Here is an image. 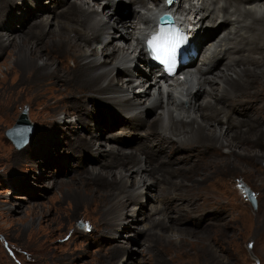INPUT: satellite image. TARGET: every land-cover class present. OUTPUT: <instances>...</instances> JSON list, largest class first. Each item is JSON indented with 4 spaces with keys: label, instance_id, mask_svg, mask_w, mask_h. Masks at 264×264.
<instances>
[{
    "label": "bare ground",
    "instance_id": "1",
    "mask_svg": "<svg viewBox=\"0 0 264 264\" xmlns=\"http://www.w3.org/2000/svg\"><path fill=\"white\" fill-rule=\"evenodd\" d=\"M28 1L0 0V17L4 8L7 13L11 9L5 20L0 19V54L6 53V71L17 66L22 80L27 76L19 95L30 104V116L39 127L45 131L62 127L78 148L94 150L97 140L82 129L99 114L94 115V106L103 103L102 107L126 116L125 123L140 120L149 128L135 152L127 154L119 144L108 147L109 157H125L123 167L94 171L95 180L107 177L112 192L95 203L104 208L105 217L92 228L115 239L123 236V229L131 230L126 245H115L114 257L148 254L150 263L151 254L157 252L160 258L155 264H189L186 243L196 237L205 242V264H228L234 238L229 227L241 235L250 231V222L264 229V210L243 212L241 202L230 195L228 176L241 166L235 160L225 161L228 156L250 163L264 159V0H173L167 7L163 0H38L20 14L24 22L30 20L26 30L5 31L15 18L14 7L23 11ZM128 1L134 9L123 19L116 9L126 13L119 5ZM58 2L69 4L56 11L51 3ZM157 8L177 17L185 11L198 25L190 66L181 71L185 78L176 82L163 83L141 40ZM51 34L56 37L47 40ZM199 50L202 55L196 62ZM140 62L147 63L146 73L139 72ZM136 69L144 79L137 81ZM151 106L160 108L159 114L147 120L143 115ZM25 109L28 114L29 108ZM60 113L66 116L59 117ZM72 114L77 116L75 123L66 119ZM200 153L212 160L225 157L227 165L220 176L212 171L198 175L202 168L195 166L194 156ZM155 154L158 160L150 165ZM99 160V166H110L106 158ZM180 160L191 164L178 182L159 173L164 167L161 161L174 164ZM162 181L180 192L163 186ZM161 189L165 195L160 196ZM10 209H0V214ZM205 211L222 218L209 222L213 224L210 232L209 223L200 218ZM228 211L233 212L237 227L228 220ZM52 234L50 230L38 235L34 247L39 250ZM142 235L147 244L140 247ZM254 246L264 257V236L257 237ZM234 252L243 254L238 248ZM126 258L113 264H127Z\"/></svg>",
    "mask_w": 264,
    "mask_h": 264
},
{
    "label": "rangeland",
    "instance_id": "2",
    "mask_svg": "<svg viewBox=\"0 0 264 264\" xmlns=\"http://www.w3.org/2000/svg\"><path fill=\"white\" fill-rule=\"evenodd\" d=\"M36 1L38 0L23 4L25 8L23 11L14 7L13 17L15 18L8 23L5 22L7 23L5 31L17 33L26 30L30 20L24 22L20 19V14L28 8L32 9ZM68 4L51 3V8L57 11ZM120 6L122 10H126V13L121 14L116 9L118 15L123 19L128 18L134 9L133 4L128 1ZM8 11L10 13L11 9ZM3 12L0 19L5 20L4 15L8 14L7 9L4 8ZM55 37L51 34L47 40ZM5 55L6 53L0 54V209L10 207L12 210L0 214V264H113L119 259L126 258L127 255L124 253L120 254L118 259L115 258L114 250L117 244L126 245L128 242L126 235L131 232L130 229H123V236L115 239L109 233L99 234L92 228V225H100L105 217L104 208L96 207L95 203L112 192V188L105 182L106 176L103 180H95L93 175L94 171L101 169L116 171L123 167L125 157L122 155L109 157L106 154L108 147L119 144L127 154L135 152L149 131L148 126L142 125L140 120L132 124L125 123L124 120H128L126 116L110 107H102L103 103H101L99 108L94 106V115L99 114L95 119H89L88 130L82 129L83 134L93 136V139L97 140L95 149L78 148L74 139L70 138L64 128L45 131L39 127L35 118H31L30 104L23 101L19 95L20 89L27 82V76L22 80V71L17 66H12L11 70L6 71V66L3 64ZM201 55L199 50L196 62L200 60ZM71 63L72 61L69 62ZM140 65L139 72L144 73V68H148L141 62ZM153 71L155 72L156 69ZM133 72L139 76L137 81L144 79L138 73V69ZM239 97L242 98V96ZM27 107L29 111L27 114L26 110L25 115L34 130L29 142L21 148L14 145L5 131L15 123L22 110ZM159 110L160 108L151 106L145 110L143 118L153 120L159 114ZM60 114L59 117L66 116L65 113ZM33 117H35L34 114ZM76 118L75 114L66 117L74 123ZM221 122L219 120V123ZM102 158H106L110 166H99V159ZM224 158L221 156L218 160L216 158L212 160L213 158H208V155L203 153L194 156L195 166L202 168L198 175L201 177L205 172L212 171L216 176H220V171L227 165L222 160ZM228 159L235 160L241 166L239 171H232L228 176L230 195L241 202L243 212L262 213L264 210V159L252 160L251 163L241 158H229V156L225 161ZM157 160L158 154H155L149 164L153 165ZM26 163L29 164L26 165ZM160 163L164 167L159 173L167 178L172 177L178 182L183 173L189 170L191 161L180 160L174 164L161 161ZM253 167H258L263 172L255 171ZM242 182L251 187L257 197V204L250 200L242 187ZM162 184L176 193L180 192L178 188L170 186L166 181H162ZM158 192L160 196L166 194L163 189ZM146 213H151L150 207L146 208ZM232 213L228 211L226 215L227 218L229 217L228 220H231L230 223L235 221ZM200 218L207 223L212 219L222 220L214 216L211 211L203 212ZM190 223L186 221V225ZM234 223L237 227L238 222ZM212 226L211 223L207 225L208 232L211 231ZM261 226L250 222L247 226L250 231L246 235L236 232L232 226L229 227V232L234 238L230 243L232 249L228 256V264H264V257L260 256L254 246L257 237L264 236V229ZM50 230L53 231V237L51 236L53 239L50 238L49 241L41 244L37 250L34 247L37 236L44 235ZM191 238V241L186 243L188 257L191 259L189 264H196L193 263L195 260H198L199 264H205V242L201 238ZM140 239L142 241L140 247L147 244L144 235L140 236ZM131 245L135 247L134 243ZM234 248L242 249L243 254L235 253ZM155 254L157 255V252L151 254L150 263L152 264L160 258ZM145 257L133 253L126 258V262L127 264H147L149 255L146 254Z\"/></svg>",
    "mask_w": 264,
    "mask_h": 264
},
{
    "label": "snow or ice",
    "instance_id": "3",
    "mask_svg": "<svg viewBox=\"0 0 264 264\" xmlns=\"http://www.w3.org/2000/svg\"><path fill=\"white\" fill-rule=\"evenodd\" d=\"M185 40L186 37L178 32L171 33L162 30L160 34L154 36L148 43L155 58L161 63L166 64L169 70H171L176 62L177 51Z\"/></svg>",
    "mask_w": 264,
    "mask_h": 264
},
{
    "label": "water",
    "instance_id": "4",
    "mask_svg": "<svg viewBox=\"0 0 264 264\" xmlns=\"http://www.w3.org/2000/svg\"><path fill=\"white\" fill-rule=\"evenodd\" d=\"M25 112L26 109H23L19 117L16 119L15 123L5 131L14 145L18 147L27 142L33 129L32 124L26 118ZM245 189L252 202L254 204H257V199L254 196L253 190L248 185H245Z\"/></svg>",
    "mask_w": 264,
    "mask_h": 264
}]
</instances>
